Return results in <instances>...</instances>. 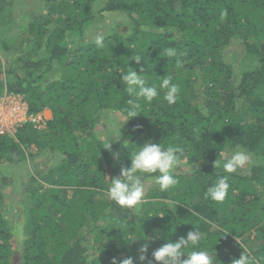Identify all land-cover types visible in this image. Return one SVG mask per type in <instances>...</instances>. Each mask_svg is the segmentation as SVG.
<instances>
[{"label": "trees", "instance_id": "16d2710c", "mask_svg": "<svg viewBox=\"0 0 264 264\" xmlns=\"http://www.w3.org/2000/svg\"><path fill=\"white\" fill-rule=\"evenodd\" d=\"M15 1L0 0L7 58L0 55V96L21 95L30 114L46 108L51 118L44 129L24 122L0 135V264H112L145 242L143 264H156L151 252L165 238L196 228L199 248L215 250L216 264H232L244 250L250 264H264V0H42L21 17ZM99 23L104 30H95ZM232 43L241 56L225 57ZM169 48L176 55L166 58ZM133 53L145 61L137 64ZM126 65L145 68L157 86L171 75L176 103L161 92L150 104L140 100L141 114L127 120L130 97L119 79ZM106 109L126 120L110 149L94 130ZM146 141L181 149L190 169L174 172L178 183L169 190L154 185L141 204L121 208L107 198L108 178L130 167L129 151ZM235 148L247 150L250 165L226 173L223 152ZM44 154L46 164H35ZM221 176L230 185L226 198H206ZM9 184L18 191L12 220ZM251 232L257 243L249 247Z\"/></svg>", "mask_w": 264, "mask_h": 264}, {"label": "clouds", "instance_id": "9594fccd", "mask_svg": "<svg viewBox=\"0 0 264 264\" xmlns=\"http://www.w3.org/2000/svg\"><path fill=\"white\" fill-rule=\"evenodd\" d=\"M103 36L96 37V43L100 44ZM165 57L176 55L174 49L164 50ZM144 57L134 54L131 60L140 64ZM146 63V62H145ZM147 70L141 67L139 73L132 67H121L120 82L125 86L129 94L127 101L128 119L141 114L140 100L150 104L163 92V99L169 105L175 104L178 99V86L172 82L173 78L168 73L160 77L159 85L150 84L143 73ZM121 128V127H120ZM115 137V136H112ZM111 137V138H112ZM120 140V136L117 139ZM108 143V149L111 145ZM127 141L124 142V145ZM128 143V142H127ZM130 144V143H128ZM123 145V146H124ZM136 145V144H135ZM182 151L177 147H162L161 143L146 141L142 145H136L129 151L130 167H121L120 175L109 179L107 198L121 208L133 209L143 202L145 194V184L148 177L158 186L159 191L164 192L174 187L178 179L174 175V168L178 162L177 153ZM116 160H119L120 153L113 152ZM251 162V155L244 149H238L224 161L223 169L226 173H233L244 168ZM230 185L227 176H221L215 180L206 190L205 196L216 202H222L229 191ZM171 209V208H169ZM159 235V233H157ZM156 237H149L154 240ZM203 238V233L199 229L189 231L186 237H180L177 241L165 238L166 242L159 248L151 252L152 259L156 264H216V253L209 250H201L199 242ZM142 239V238H141ZM140 240V239H138ZM136 241V240H135ZM149 244L147 242L140 245L136 256H127L122 260L113 258L112 264H143L148 260ZM151 264V261L149 262ZM232 264H250V254L244 250L238 259L232 260Z\"/></svg>", "mask_w": 264, "mask_h": 264}, {"label": "rangeland", "instance_id": "374dc122", "mask_svg": "<svg viewBox=\"0 0 264 264\" xmlns=\"http://www.w3.org/2000/svg\"><path fill=\"white\" fill-rule=\"evenodd\" d=\"M42 5V0H16L15 3L13 2V6L15 9V12L21 15L27 14L29 15V12L31 11H39L40 7ZM117 17H119L117 15ZM111 20V19H110ZM110 20L107 21V24H110ZM20 21L22 22V19L20 18ZM102 23H99L97 25V28L95 30H104V26H101ZM241 45L238 43H232L230 46L227 47L225 50V57H228L234 53L235 55L241 56L242 52L240 50ZM1 59L3 61H6V56L1 53ZM5 63V62H4ZM27 103L22 99L21 95L18 94H4L0 96V131H3V133H7L10 135H14L17 131V128L20 127L24 122H31L29 120L30 113L27 111ZM39 113L41 116L42 121L41 122H31L33 127H36L37 129H44L45 123L47 119L51 118V111L48 109H43ZM100 119L96 122L95 125V131L97 136L100 137V139H110V140H116L115 137L118 139L120 136V139H123L125 128H126V120L123 115H121L116 110H105L100 116ZM121 127V128H120ZM3 133L1 135H3ZM115 136V137H112ZM112 137V138H111ZM30 150L35 152L36 148L32 144L30 147ZM238 149H230L226 152H223L224 158H228L232 152ZM47 155H40L37 157L34 161L35 164L43 165L46 164V161L48 160ZM250 164H246L244 168L239 170L246 169ZM4 166V165H3ZM190 169V166H188L184 160H181L178 158L177 165L174 168L175 173H185ZM2 172L11 178L19 179V182L23 179L21 178L23 175H18L14 173L12 169H2ZM155 184L152 181H146L145 184V194L149 187L154 186ZM6 198L8 199L9 203H7L5 207V215L7 219H15L18 218V216H15L16 214V201L18 197V191L17 189L12 188V184L7 185L3 188ZM144 194V195H145ZM145 197V196H144ZM253 232L248 236L250 240V246H254L257 242L254 241L253 238ZM248 246V245H246Z\"/></svg>", "mask_w": 264, "mask_h": 264}, {"label": "built area", "instance_id": "2783aa9c", "mask_svg": "<svg viewBox=\"0 0 264 264\" xmlns=\"http://www.w3.org/2000/svg\"><path fill=\"white\" fill-rule=\"evenodd\" d=\"M29 120L31 122H41L42 119H41V116L39 115V113H33V114H30L29 116ZM3 133V131H0V135ZM5 134V133H3Z\"/></svg>", "mask_w": 264, "mask_h": 264}]
</instances>
